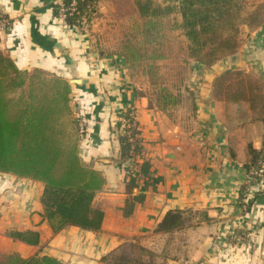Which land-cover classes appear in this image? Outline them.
<instances>
[{"label":"crops","instance_id":"0c3cea01","mask_svg":"<svg viewBox=\"0 0 264 264\" xmlns=\"http://www.w3.org/2000/svg\"><path fill=\"white\" fill-rule=\"evenodd\" d=\"M56 1L0 0V12L13 22L12 31L0 32V50L20 69L39 68L73 84L71 104L87 124L80 154L105 177L95 199L105 215L98 231H55L42 216L43 184L0 173V255L49 254L63 264H105L108 253L135 242L163 258L161 264H264V175L251 179L255 169L246 166L255 155L264 165V120L248 101L226 99V89L219 88L230 69H255L252 75L264 79V24L232 55L212 67L198 66L194 120L183 125L150 104L121 56L101 54L85 30L67 29ZM129 108L142 137L138 162L147 159L152 166L151 184L145 189L141 178L134 190H143L145 199L128 216L123 207L132 165L118 159ZM173 210L183 213L184 225L157 232ZM11 229L36 230L40 241L10 237Z\"/></svg>","mask_w":264,"mask_h":264},{"label":"trees","instance_id":"16d2710c","mask_svg":"<svg viewBox=\"0 0 264 264\" xmlns=\"http://www.w3.org/2000/svg\"><path fill=\"white\" fill-rule=\"evenodd\" d=\"M92 0L80 1L77 11L68 21L91 19L96 6ZM143 18L146 38L156 39L161 30V18L173 12L180 14L179 26L187 38V53L195 60L196 67H212L232 55L238 46L241 27L255 29L264 24V2L251 0H134ZM57 7V5H56ZM134 48V60L141 55ZM160 57L156 54L155 58ZM243 75L241 71L235 72ZM219 85L220 82H219ZM73 84L56 74L36 68L31 72L20 69L14 60L0 50V173L29 178L43 184L41 193L42 216L55 231L66 226L98 231L101 229L104 210L95 203L103 190V173L84 161L80 154V139L84 130L71 104ZM226 99L246 100L258 117L264 120V92L259 86L227 85ZM172 94L160 93L157 104L166 107L175 104ZM150 104L151 101H150ZM195 105V104H194ZM131 110L125 113L130 117ZM130 134H121L119 163L130 164L136 169L126 177L125 215H130L137 203L143 202V190L134 194L139 180L149 181L151 163L147 159L137 162L143 150L142 137L137 125ZM258 155L246 164L248 169L259 168ZM184 215L180 210L167 212L157 232H166L183 226ZM10 237L27 244L40 241L36 230H11ZM129 247L128 249L126 247ZM121 252L104 257L105 264H159L153 260L154 252L135 242L122 244ZM134 251V252H133ZM0 264H63L49 254L24 257L19 253L0 255Z\"/></svg>","mask_w":264,"mask_h":264},{"label":"rangeland","instance_id":"374dc122","mask_svg":"<svg viewBox=\"0 0 264 264\" xmlns=\"http://www.w3.org/2000/svg\"><path fill=\"white\" fill-rule=\"evenodd\" d=\"M258 1L264 2V0H251L253 3ZM95 6L96 10L92 13L88 30L85 32L98 52L105 55L121 56L126 61L128 77L134 86L140 89V92L163 112L166 120L183 125L193 121L195 111L193 76L198 74L199 70L195 60L187 53L188 41L179 26L180 14L175 11L162 17L161 30L157 38L148 40L143 34L144 20L139 14L134 0H96ZM241 28L236 51L241 45V41L248 39L256 29H249L246 26ZM132 45L138 49L141 55L140 59H133L132 56L135 53ZM156 54H159L160 57L155 58ZM33 69L28 71L31 72ZM238 71L246 76L235 74ZM224 74L219 81L221 84L219 88L223 90L227 85L234 86L240 80L247 86L249 84L259 86V93L264 92V79L252 75L257 74L255 69H230ZM160 93L172 94L176 98V103L159 107L157 96ZM130 110L129 114L133 113L136 116L135 110ZM125 113L127 114L128 110L124 112L123 118H125ZM86 127L87 125L82 128L84 132ZM140 157H142V153L137 155V162ZM116 252H121V249L119 251V248H116L106 256ZM153 260L161 264L163 258L154 254Z\"/></svg>","mask_w":264,"mask_h":264},{"label":"built area","instance_id":"2783aa9c","mask_svg":"<svg viewBox=\"0 0 264 264\" xmlns=\"http://www.w3.org/2000/svg\"><path fill=\"white\" fill-rule=\"evenodd\" d=\"M80 1H84V0H57L56 1V15L58 17V19L64 24L66 25L67 29H69L70 31L74 32V31H78L79 29L81 30H88L89 27V19L86 18H82L80 20H78V22H69L68 19L74 15V13L77 11L78 8V4ZM95 2L96 0H92L91 3H89V5L91 6H95ZM13 30V22L12 20L6 16L4 13L0 12V32H4V31H12ZM79 118V125L81 128L85 127L86 121L81 117L78 116ZM133 125H137L138 126V122L136 119V116L131 113L130 117H127L125 119V133L130 134L129 130ZM134 170L133 166H130L128 169V173L130 171ZM264 175V165L261 163V166L255 170H253L251 172V179L252 176L256 177H262Z\"/></svg>","mask_w":264,"mask_h":264},{"label":"water","instance_id":"95a60500","mask_svg":"<svg viewBox=\"0 0 264 264\" xmlns=\"http://www.w3.org/2000/svg\"><path fill=\"white\" fill-rule=\"evenodd\" d=\"M75 81L79 82L80 80H78V79L71 80V82H75Z\"/></svg>","mask_w":264,"mask_h":264}]
</instances>
